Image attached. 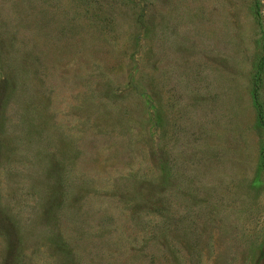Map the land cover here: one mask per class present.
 <instances>
[{
	"label": "rangeland",
	"instance_id": "374dc122",
	"mask_svg": "<svg viewBox=\"0 0 264 264\" xmlns=\"http://www.w3.org/2000/svg\"><path fill=\"white\" fill-rule=\"evenodd\" d=\"M264 0H0V264H264Z\"/></svg>",
	"mask_w": 264,
	"mask_h": 264
},
{
	"label": "trees",
	"instance_id": "16d2710c",
	"mask_svg": "<svg viewBox=\"0 0 264 264\" xmlns=\"http://www.w3.org/2000/svg\"><path fill=\"white\" fill-rule=\"evenodd\" d=\"M257 105L260 107V117H261L262 122H264V115H263V112L261 110V104L259 103V101L257 102Z\"/></svg>",
	"mask_w": 264,
	"mask_h": 264
}]
</instances>
